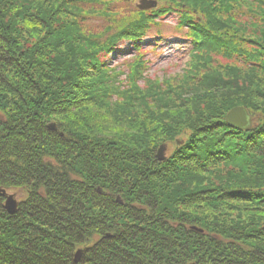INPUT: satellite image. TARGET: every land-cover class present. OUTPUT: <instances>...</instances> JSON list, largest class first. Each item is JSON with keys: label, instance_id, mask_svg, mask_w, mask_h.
Returning <instances> with one entry per match:
<instances>
[{"label": "trees", "instance_id": "obj_1", "mask_svg": "<svg viewBox=\"0 0 264 264\" xmlns=\"http://www.w3.org/2000/svg\"><path fill=\"white\" fill-rule=\"evenodd\" d=\"M156 1L0 0V264H264V0ZM167 16L177 81L108 66Z\"/></svg>", "mask_w": 264, "mask_h": 264}, {"label": "rangeland", "instance_id": "obj_2", "mask_svg": "<svg viewBox=\"0 0 264 264\" xmlns=\"http://www.w3.org/2000/svg\"><path fill=\"white\" fill-rule=\"evenodd\" d=\"M146 1H154L156 3V7L158 5V2L156 0ZM139 4V0H130V7H132L134 10L139 11L137 9V5ZM127 5L129 6V2L127 3ZM116 9L119 10L118 8ZM129 11L131 10L120 9L119 13L122 15H127ZM96 18L99 19L93 20H99L100 24L104 23V21L100 20L101 17H99L98 15H96ZM162 23L163 24L160 28L151 29L148 32L147 39L143 43H141L142 47L139 53L133 50L130 43H125L121 45L120 49L113 55H111V57L108 59V66L110 68L116 69V72L118 73H120L121 71L126 72L128 69V63L132 59H134L133 57L135 55L136 57L143 56V58L140 57V60L142 62L144 60L147 61L146 70L143 74L146 78L152 81H162L169 79H174L177 81L183 74V71L187 69V65L189 62L188 50L190 48V41L184 35L186 31L185 28L177 31V29L175 28L177 22L172 16L165 17V19L162 20ZM157 32L160 33V35ZM121 79L122 77H119V80ZM138 85L142 87L143 82L139 81ZM190 97V95L184 96V98H186L187 100H189ZM160 150H162V156L166 158L175 150V145H161L160 147H158L156 155ZM6 192L9 195H13L16 202L24 198L22 196V191H20L19 189ZM115 202L121 203V199L119 196L116 197Z\"/></svg>", "mask_w": 264, "mask_h": 264}, {"label": "water", "instance_id": "obj_3", "mask_svg": "<svg viewBox=\"0 0 264 264\" xmlns=\"http://www.w3.org/2000/svg\"><path fill=\"white\" fill-rule=\"evenodd\" d=\"M140 4L137 5V9L140 11H148L156 8V3L154 1L139 0ZM226 123L234 128L246 130L251 127V119L247 111L243 108H234L226 116ZM53 128V125L50 126ZM157 159L162 161L164 158L162 156V150L157 153ZM11 197L6 199V208L9 213H14L15 206ZM81 251H78L75 255V262L79 259Z\"/></svg>", "mask_w": 264, "mask_h": 264}]
</instances>
